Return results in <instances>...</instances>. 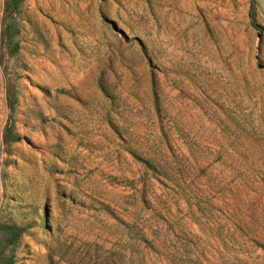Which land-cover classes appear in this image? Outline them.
<instances>
[{
	"label": "rangeland",
	"instance_id": "obj_1",
	"mask_svg": "<svg viewBox=\"0 0 264 264\" xmlns=\"http://www.w3.org/2000/svg\"><path fill=\"white\" fill-rule=\"evenodd\" d=\"M17 1L0 264H264V0Z\"/></svg>",
	"mask_w": 264,
	"mask_h": 264
},
{
	"label": "trees",
	"instance_id": "obj_2",
	"mask_svg": "<svg viewBox=\"0 0 264 264\" xmlns=\"http://www.w3.org/2000/svg\"><path fill=\"white\" fill-rule=\"evenodd\" d=\"M23 0H18L17 2L20 3ZM14 141V140H13ZM25 229L21 227H16V226H8L7 227V232L9 234V244L15 243L21 235L24 233ZM4 264H12V260H5Z\"/></svg>",
	"mask_w": 264,
	"mask_h": 264
}]
</instances>
